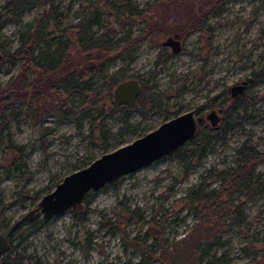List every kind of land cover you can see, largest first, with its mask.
I'll list each match as a JSON object with an SVG mask.
<instances>
[{"label":"rangeland","instance_id":"obj_1","mask_svg":"<svg viewBox=\"0 0 264 264\" xmlns=\"http://www.w3.org/2000/svg\"><path fill=\"white\" fill-rule=\"evenodd\" d=\"M105 1L53 0L60 17L49 23L46 32L50 36L60 34L62 28L70 32V24L81 14L90 16L94 10L103 23L94 26V30L116 27ZM130 1L140 10L155 2ZM159 1L156 13L143 11L140 16L131 17L132 26L128 29L132 37L139 36L133 58L115 59L101 76L94 78L96 83L112 74L121 79H144L148 87L145 95L160 94L159 101L150 107L147 99L144 104L129 107L125 116L124 110L111 111V100L102 97L100 103L110 114L102 124L98 119L94 121L92 127L88 118L76 121L69 114L64 119L55 113L46 114L39 122L21 115L19 120L10 121L12 143L24 147L25 155L19 158L13 149L0 145V229L33 208L66 173L129 143L208 96L216 94V101L224 99L227 86L250 77L251 71L264 63V0H222L216 6L203 4L202 0ZM4 2L0 0V11ZM48 5V0H35L19 20L2 18L0 88L5 89L8 80L22 67L20 60L9 62L5 52L17 46L20 28L27 21L33 22ZM199 8L205 12V22L196 29L190 19H198ZM145 22L161 28L155 26L143 38L139 28ZM186 27L190 30L183 37L179 52L172 53L159 44L162 32L168 28ZM123 66L126 69L120 70ZM26 74L33 76L34 71L30 69ZM247 83L243 94L255 99H246L231 113V118L238 116L237 125L217 135L198 159H189L192 165H186V158L166 154L120 174L114 183L90 191L87 210L79 222L73 220L68 208L43 220L40 227L20 239L17 233L30 224L27 218L20 221L13 231L12 244L18 242L15 253L23 256L21 264H167L162 250L180 247L178 240L198 221L191 214L190 204L182 198L187 190L197 185L204 189L222 187L224 183L213 175L236 166V151L243 143L262 153L253 176L264 180V77ZM12 160H16V167H11ZM262 190L251 198L240 196L233 201L239 204L241 223H231L214 234L216 241L202 238L200 247L209 248L199 253L198 262L189 264H210L211 255H223L227 264H264V184ZM133 208L142 218H127ZM40 215L38 210L32 214L39 218ZM230 220L226 217L224 222ZM112 228L114 231L110 232Z\"/></svg>","mask_w":264,"mask_h":264},{"label":"trees","instance_id":"obj_2","mask_svg":"<svg viewBox=\"0 0 264 264\" xmlns=\"http://www.w3.org/2000/svg\"><path fill=\"white\" fill-rule=\"evenodd\" d=\"M35 0H5L1 5L0 22L4 17L19 20L21 14L30 8ZM222 0H202L203 4L216 6ZM49 5L45 11H40L34 23L27 21L17 33V46L11 51L7 50L5 56L9 62L22 61L19 73L8 80L6 88H0V145L5 144L7 148L13 149L18 157H24V147L12 143L9 136L10 121H17L21 115L30 118L31 121H41L42 116L55 113L60 119L66 118L67 114L74 120L88 118L91 127L93 122L102 121L110 113H105V108L100 103L102 97L111 100L112 87L121 79L118 75H109L104 82L96 83L95 77L102 75L105 67L119 58L131 60L132 53L136 50L135 41L139 36L132 37L129 33H122L124 26L131 23V17L140 16L143 11L156 13L155 6L160 2L155 0L145 10H140L129 0L117 3V0H106L108 14L113 18L116 27H107L101 32L93 31V25L103 26L100 15L93 11L90 16L81 14L78 21L69 25L70 32L66 28L60 30V34L50 36L46 32L49 23L60 16L57 8L48 0ZM161 3V2H160ZM198 19L192 17L193 26L200 27L205 22V12L198 9ZM199 18H201L199 20ZM160 27V25H157ZM174 30L173 28H168ZM0 60V64H1ZM3 63V62H2ZM34 71L33 76H28L26 71ZM121 67L120 70H125ZM254 80L264 77V63L256 70H252ZM140 92L136 97V105L145 103L148 99L150 107L160 98V94L153 96L145 95L146 81L139 79ZM104 86V87H103ZM103 87V88H102ZM254 100L252 96H243L242 101ZM240 100L233 101L231 107L225 111V115L236 109ZM219 104V103H217ZM110 110H124L125 116L129 107L124 103H109ZM77 113V114H75ZM124 116V117H125ZM238 118V117H237ZM237 118H225L224 122L217 128L209 125L199 127L195 135L188 141L183 142L175 148L172 153L179 159L186 158V165H192L189 159H198L204 154L205 149L211 145L217 135L224 134L227 129L237 125ZM96 123V122H95ZM101 125L99 128L101 129ZM261 152L251 145L241 144L236 151L237 163L234 167H228L213 175L220 182L222 187L204 189L197 185L194 189L187 190L182 197L192 207L191 214L198 218L187 234L178 241L181 246L173 247V250L164 249L161 255L168 262L167 264H185L198 262L199 253H203L209 247H200L202 238L211 237L216 241V235L220 230L227 229L231 223H241L239 204L233 201L240 198H251L263 192L264 180H259V175L253 176L254 167L260 162ZM16 160H12L11 167H16ZM1 167V164H0ZM7 170V166H6ZM8 171V170H7ZM116 179V178H115ZM114 180L110 183H114ZM107 183V184H110ZM92 192L86 194L83 208L79 211H72L73 220L79 222L85 214L86 203ZM142 218L133 208L128 211L127 218ZM231 218L230 223H225V218ZM29 226L17 233L18 238H25L30 231L36 230L43 223L39 217L27 218ZM114 229H110V232ZM18 242L10 245L3 254H0V264H21L22 255H16L15 249ZM175 246V245H174ZM174 252L173 254L171 253ZM211 264H227L223 255L214 257L211 255ZM106 264H113L108 262ZM131 264V263H124ZM138 264V263H132Z\"/></svg>","mask_w":264,"mask_h":264},{"label":"water","instance_id":"obj_3","mask_svg":"<svg viewBox=\"0 0 264 264\" xmlns=\"http://www.w3.org/2000/svg\"><path fill=\"white\" fill-rule=\"evenodd\" d=\"M178 35H168L162 44L170 45L171 51L176 53L180 49ZM1 57V53H0ZM244 81L235 82L230 86L231 94L239 92ZM111 100L133 106L140 91L138 78L127 77L119 79L111 88ZM206 117L215 125L218 117L215 110H211ZM202 120L195 116L192 109L182 111L171 118L161 121L150 131L130 140L129 143L101 153L88 165L66 173L54 188L43 194L35 206L16 219L15 222L0 231V253L9 247L8 235L20 221L30 218L36 210L41 212L40 218L48 217L66 211H79L84 205L85 196L89 191L98 190L102 185L110 183L122 173L131 172L142 165L150 164L153 160L170 154L183 142L191 139L197 132L198 123Z\"/></svg>","mask_w":264,"mask_h":264},{"label":"flooded vegetation","instance_id":"obj_4","mask_svg":"<svg viewBox=\"0 0 264 264\" xmlns=\"http://www.w3.org/2000/svg\"><path fill=\"white\" fill-rule=\"evenodd\" d=\"M129 2H131L130 0H129ZM118 3H123V0L121 1V2H118ZM132 3V2H131ZM105 4H107L106 3V1H105ZM133 4V3H132ZM46 10V8H44L43 9V11H45ZM94 11H96V10H94ZM143 11V10H142ZM97 12V11H96ZM92 13V12H91ZM80 18V17H79ZM201 18H199V20H200ZM79 20V19H78ZM77 20V21H78ZM29 22H31V21H29ZM34 23V20H33V22H31V24H33ZM132 26V23H130V24H128V25H126V26H124V29L122 30V32H120V34H122V33H129L130 35H131V33H130V29H128V26ZM94 26H96V27H98L97 25H93V27H92V30L93 31H97V30H94ZM156 25H149L148 23H146L145 22V24L143 25V26H141L140 28H139V33L140 34H142V37L144 38L145 36H149L150 35V33H152L153 32V28L155 27ZM201 27V26H200ZM200 27H197L196 25H195V28L196 29H198V28H200ZM190 28V27H189ZM189 28H184V29H182V28H179V29H175V30H165L164 32H162L163 33V38L160 40V43L159 44H161L164 48H166V49H170V52H172L171 51V46L170 45H164V44H162L161 42H162V40L165 38V37H167L168 35H174V34H177L179 37H178V39H179V43H180V49H181V47H182V39H183V37H185L188 33H189ZM158 30V29H157ZM98 32V31H97ZM179 49V50H180ZM179 52V51H178ZM173 53V52H172ZM2 56V55H1ZM1 58V57H0ZM139 80V79H138ZM250 80H254V77H253V75H252V73H251V76L250 77H247V78H243V79H240V80H238V81H235V82H241V81H244V86H243V88L239 91V92H237V93H235L234 95H232L231 94V89H230V86L232 85H229V86H227L226 87V95L224 96V99H220V100H218V101H216V99H215V97H217V95L216 94H214V95H212V96H208L203 102H200L199 104H196L195 106H193V108H191L193 111H194V114H195V116H200L201 118H202V120L198 123V126H197V131L199 130L198 128L199 127H201V126H206V125H209L211 128H217V127H219L223 122H224V120H225V118H231L230 117V115H231V113H229V114H227V115H225L224 116V114H225V111L229 108V107H231V105L233 104V101H235V100H240V103L239 104H237V106H236V108H238V106H240V104H242V98H243V96H244V94H243V91L246 89V87H247V82L248 81H250ZM234 82V83H235ZM233 83V84H234ZM146 87V89L148 88L147 87V85L145 86ZM146 89H145V91H146ZM141 90V89H140ZM140 92V91H139ZM139 94V93H138ZM151 95V94H150ZM138 96V95H137ZM136 99V98H135ZM137 100V99H136ZM159 101V100H158ZM157 101V102H158ZM118 103V102H117ZM116 103V104H117ZM156 103V102H155ZM154 103V104H155ZM217 103H219V104H217ZM136 104V103H135ZM134 104V105H135ZM133 105V106H134ZM129 106V105H128ZM154 106V105H153ZM152 106V107H153ZM211 110H215V113H216V115H217V117H218V119H217V121H216V123H215V125H212V123H211V120L208 118V117H206V115L211 111ZM236 111V109H234L233 111H232V113H234ZM238 116H236V118H237ZM231 119H234V118H231ZM237 121H238V118H237ZM10 224H6L4 227H2L1 229H0V231H3L6 227H8ZM13 231L14 230H12L10 233H9V235H8V245L10 244V245H14V244H12V240H13V238H14V234H13ZM9 245V246H10ZM4 253V252H3ZM0 254H2V253H0Z\"/></svg>","mask_w":264,"mask_h":264}]
</instances>
